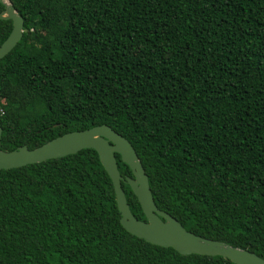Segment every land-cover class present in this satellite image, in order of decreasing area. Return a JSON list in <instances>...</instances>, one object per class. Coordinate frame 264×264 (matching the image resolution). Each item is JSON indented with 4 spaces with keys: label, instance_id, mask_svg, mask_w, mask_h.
Returning a JSON list of instances; mask_svg holds the SVG:
<instances>
[{
    "label": "trees",
    "instance_id": "1",
    "mask_svg": "<svg viewBox=\"0 0 264 264\" xmlns=\"http://www.w3.org/2000/svg\"><path fill=\"white\" fill-rule=\"evenodd\" d=\"M10 2L24 25L0 60L1 149L109 125L159 209L264 259V0ZM11 28L0 19V44ZM120 216L92 148L1 169L0 264H234L151 244Z\"/></svg>",
    "mask_w": 264,
    "mask_h": 264
},
{
    "label": "water",
    "instance_id": "2",
    "mask_svg": "<svg viewBox=\"0 0 264 264\" xmlns=\"http://www.w3.org/2000/svg\"><path fill=\"white\" fill-rule=\"evenodd\" d=\"M0 3L4 6V9L0 10V19L12 21L9 35L0 44L1 60L20 41L24 20L10 0H0ZM1 132L0 127V138ZM86 148H92L97 152L113 184L117 208L121 214L120 223L132 235L157 246L172 247L180 254L221 256L234 264H264L262 257L248 249L186 230L176 218L159 209L154 202L148 176L135 149L125 137L109 125L101 124L65 132L32 149L22 145L14 150L4 151L0 144V170L39 163L47 159L74 154ZM115 153H118L121 161L129 166L132 177L122 178ZM122 179L127 182L137 197L145 220L137 219L132 214L121 187Z\"/></svg>",
    "mask_w": 264,
    "mask_h": 264
}]
</instances>
